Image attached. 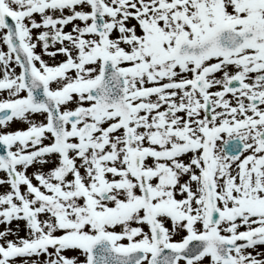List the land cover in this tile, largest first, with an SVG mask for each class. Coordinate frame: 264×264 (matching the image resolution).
Here are the masks:
<instances>
[{"label": "snow or ice", "instance_id": "6c2138e0", "mask_svg": "<svg viewBox=\"0 0 264 264\" xmlns=\"http://www.w3.org/2000/svg\"><path fill=\"white\" fill-rule=\"evenodd\" d=\"M0 225V264H264V0H0Z\"/></svg>", "mask_w": 264, "mask_h": 264}, {"label": "rangeland", "instance_id": "374dc122", "mask_svg": "<svg viewBox=\"0 0 264 264\" xmlns=\"http://www.w3.org/2000/svg\"><path fill=\"white\" fill-rule=\"evenodd\" d=\"M3 226L2 225H0V228H2ZM21 234H23V233H21Z\"/></svg>", "mask_w": 264, "mask_h": 264}]
</instances>
